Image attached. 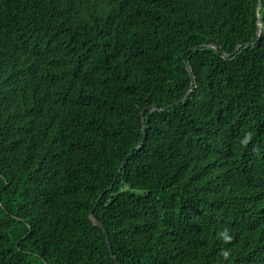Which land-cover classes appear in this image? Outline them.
Masks as SVG:
<instances>
[{"label": "trees", "instance_id": "trees-1", "mask_svg": "<svg viewBox=\"0 0 264 264\" xmlns=\"http://www.w3.org/2000/svg\"><path fill=\"white\" fill-rule=\"evenodd\" d=\"M91 213L118 264H264V0H0V264H116Z\"/></svg>", "mask_w": 264, "mask_h": 264}, {"label": "water", "instance_id": "water-1", "mask_svg": "<svg viewBox=\"0 0 264 264\" xmlns=\"http://www.w3.org/2000/svg\"><path fill=\"white\" fill-rule=\"evenodd\" d=\"M259 36H260V29H258V33H257V38H256V40H255L253 43H249L248 45H253V44H255V43L257 42ZM241 46H242V45H237V46L235 47L234 51H233L231 54H227V53H224V52L220 51L216 45H212V44H209V45H202V46L194 47V48H191L190 51L197 50V49H199V48H201V47H208V48H213L215 51H217L218 53H220V55H222L223 57L228 58V57L234 55V54H235V53L241 48ZM186 70H187L188 76H189L190 79H191L190 87H192V86H193V80H192V76H191L190 70L188 69L187 66H186ZM190 92H191V88L187 91V93L185 94V96L183 97V99L181 100V102L185 101V100L188 98ZM178 103H179V102H175V103H173V104L167 106V107L164 108V109H168V108H170V107H172V106H174V105H177ZM164 109H159V108H156V107H153V106H149V107L146 108L147 111H152V112H160V111H163ZM141 124H142V130L144 131V111L141 112ZM138 146H140V144H139ZM138 146H137V147H138ZM129 154H130V152L128 153V156H129ZM128 156H127V157H128ZM126 161H127V158H126V160L122 163V165L120 166V168H119V170H118V173L121 171V168L124 166V164L126 163ZM111 188H112V185H111L108 189H111ZM106 191H107V190H105L104 192H106ZM104 192H102V193L98 196L96 202H98V200L102 197V194H103ZM89 218H90L92 224H93L95 227L100 228V229L102 230V232L106 235V243H107L108 249H109V251H110V255H111L112 259L115 261V263L118 264V262L116 261V259H115V258L113 257V255H112L111 247H110V241H109V237H108V235H107L106 228L103 226V224H102L99 220H97L96 218L93 217L92 213L89 215Z\"/></svg>", "mask_w": 264, "mask_h": 264}]
</instances>
